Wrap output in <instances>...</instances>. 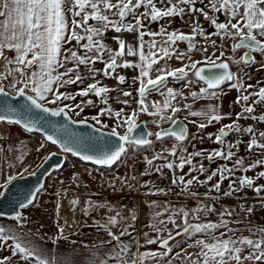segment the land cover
Returning a JSON list of instances; mask_svg holds the SVG:
<instances>
[{
  "label": "snow or ice",
  "instance_id": "1",
  "mask_svg": "<svg viewBox=\"0 0 264 264\" xmlns=\"http://www.w3.org/2000/svg\"><path fill=\"white\" fill-rule=\"evenodd\" d=\"M197 2L198 0H0V58L7 62L6 71L0 73V97L14 94L28 102L23 109L12 107L6 102L0 103V123L21 125L26 132L39 131L36 123L30 118L27 120L15 118L22 114L27 116L32 109H36L50 117L65 116L73 124L93 127L101 136L118 137L117 143L99 149L95 154H88L79 150V145L83 141L76 133H70L67 140L52 135L45 136L46 141L58 146L63 153H70L94 165L110 168L121 161L122 156H126L130 148L152 146L153 141L147 136L153 133H148L146 136L133 135L138 127L139 113H147L158 118L153 121L154 123L170 122L172 124L171 128L156 132L154 134L156 139L162 141L165 137L174 138L179 145H173L171 149L162 148L161 152L152 158H145L149 167L142 175H151L153 171L163 174V169L167 168L174 177L172 184L182 186L181 192H186L192 197L197 196L196 192L190 190L193 184L203 186L215 177H219V180L209 188V191L219 193L222 182L234 176L237 170L247 172L264 165V159H261L245 166L244 159L238 157L232 168L226 164L222 165L207 175L205 181L199 180L197 176L185 179V175H190L191 172L204 174L207 171L202 161L198 163V166L193 164L196 157H204L210 162L217 158L231 161L236 156L232 149L239 146V143H230L226 140L231 133L250 134L248 151L252 152L254 149L264 151V131L258 132L253 126L245 128L238 123L240 119L245 118V114H248L247 118L264 122V115H252L256 104L264 105V87L259 88L257 92L248 93L247 89L252 88L253 85L248 84L245 88L242 76L230 70V62L250 66L255 63L253 52L258 51L264 54V0H208L210 11L214 14L222 13L226 22H218L217 17L210 16L204 8L195 7ZM199 3L203 4L204 0H199ZM195 13L202 14L216 31L211 34L206 33L198 20L193 19L190 21L192 29L190 34L179 30L168 32L165 26L168 23L166 18L178 16L183 20L185 16ZM161 20H165V24L159 25V31L150 30L149 25ZM90 21L92 23H89ZM109 31L117 34H135V43L126 40L122 35L114 36L112 39L118 47L113 49L104 42L106 33ZM212 35L238 41L232 46L233 52L238 49L247 51L243 57L236 60L231 57L221 59L224 57L223 51L220 52V56H216L215 52L209 54L207 47L197 48L196 36L210 40L211 46L217 48L216 41L211 40ZM146 36L151 39L145 40ZM157 37L160 39L157 40ZM177 41L187 42V51H177L175 47ZM6 50L14 53L13 57L5 56ZM193 52L203 53L204 59L193 60L191 55ZM173 56L176 60H188L189 63L179 68H171L166 62L160 67H155L161 60L171 59ZM97 62H102L105 65L104 68H96ZM118 68L139 70V75L132 78V84L138 81L140 85L137 89L138 107L130 114H124L123 109L114 110L108 105V94L116 89L101 85V81L97 79L98 76H103L116 79L118 84H125L126 77L117 74ZM189 71L192 73L191 76ZM169 77L176 82H183L185 88H191L202 82L204 86L199 89V92L191 91L189 94L193 101L201 99L220 101L221 95L224 94L222 86L225 84L240 91L241 94L235 103L241 105L242 112L236 115V121L222 125L216 134L208 136L211 140L215 135L214 143L222 145V148L209 151L206 157L204 150L188 152L187 147L183 145V142L189 139L187 125L174 119L175 114L181 111L178 106L179 100H186L188 96L182 91L169 87ZM86 79L93 82L76 92L60 91L70 85H82ZM4 81H7V84ZM151 93H158L164 97L162 104L155 102L149 105L146 101ZM122 94L125 97L132 96L130 91H123ZM90 95L99 98L100 103L105 107L100 108L94 116L81 120L72 119L69 113L80 116L85 107H96L92 99H84ZM77 96L81 98L79 102H76ZM252 97L257 99L249 105L248 101ZM68 101L75 103H66ZM121 103L129 105L128 100ZM57 104L62 106L49 107V105ZM184 107L190 116L201 118L202 122L198 124L195 120L190 121L196 124L200 131L214 122L220 123L229 118V114H222L220 111L222 103L208 104L200 110H192L190 104ZM165 110H170L171 115H161ZM104 116L113 118L115 121V126L109 131H105L109 129V125L100 119ZM89 119L94 123L89 124ZM118 128H124V134L117 131ZM64 130L68 131L66 126ZM45 147L46 145L41 143L36 151L39 152ZM164 153H168L175 159H169V155ZM53 155L55 153H51L46 159H51ZM22 159L23 153H21ZM156 160H162L164 163L155 165ZM186 165L189 167V173L177 176L176 169L183 172ZM27 171V168L23 169V172ZM23 172L17 175L23 178ZM17 175H8L5 181L0 183V189L6 191L8 185L17 179ZM259 178H264V171H260L255 179ZM72 179L79 187V174H74ZM132 179L134 180L135 177ZM255 179L244 175L238 178V184L236 180H231L229 190L223 195L231 196L244 188L253 189L257 194L264 192V185L254 186ZM143 187L148 188L149 194H166L163 189H153L147 181ZM40 190L37 189L36 193L31 194L26 201L20 202V210L14 207V215L7 217L15 221V228L0 224V253H8V255H0V264H55L54 260L45 255L43 249L34 242L33 233L30 230L28 233L16 231V229H23L29 222V217L23 210L29 209L30 206H38L36 202ZM5 191H0V197L5 195ZM61 195L62 193H57L58 197ZM69 204L74 210L79 205V198L69 200ZM149 206L154 211L148 227L155 236L144 233L145 243L158 244L162 251H145L134 257L130 244L121 242V237L132 235L129 229L134 227L137 219L135 210H131L126 217L116 210L111 202H95L91 199L87 201L82 210L86 216L101 208L107 209L109 215L102 221L94 220V223L97 227L107 230L112 241L117 242L116 247L101 254L100 264H117V262L118 264H147L149 260L159 264L160 257H166L173 252L170 241L182 235L192 238L198 233L204 234L207 239H196L194 245H188V247H196L197 252L184 255L182 249L175 254L187 264H233V262L234 264H245V262L264 264V228L259 229L261 233L259 238L243 236L237 239L224 238L226 235L224 232H221L220 236L215 235L219 229L234 231L228 228L229 221L224 219L225 216H233L234 210L225 208L221 211L219 213L221 219L218 223H191L190 216L194 220H199L203 215L215 213V207L198 204L195 209L188 210L156 201L150 202ZM60 207L61 204L58 203L57 214ZM244 210L251 214L253 208L248 207ZM4 215L0 211V216ZM178 219L182 221V224L178 223ZM168 225L180 230L173 234L172 228ZM56 226L58 234L50 237L54 246L60 239H68L59 221L56 222ZM116 227L120 229L119 234L112 231V228ZM43 239L40 237V240ZM134 243L139 246V241ZM64 264H79V262L74 256H70L65 258Z\"/></svg>",
  "mask_w": 264,
  "mask_h": 264
},
{
  "label": "rangeland",
  "instance_id": "2",
  "mask_svg": "<svg viewBox=\"0 0 264 264\" xmlns=\"http://www.w3.org/2000/svg\"><path fill=\"white\" fill-rule=\"evenodd\" d=\"M89 23H92V21H90ZM113 37L114 36H109L106 33L104 42L115 49L118 47V45L112 39ZM215 41L217 44V48L215 49L222 50L224 52V57L222 58L231 57L232 59L238 60V57H243L245 51H247L246 49H238L233 52L232 46L237 41H234L231 38L222 39L220 37L219 39H215ZM73 44H75V41H73ZM183 45L184 47H187V42L177 41L175 47L177 49L182 47ZM200 47H203V44H200ZM252 56H254L255 63L250 66L245 64H235L237 68H243L244 70L241 76L245 88H247L248 84L253 85L252 88L247 89L248 93L257 92L259 88L264 87V54L256 51L252 53ZM104 66L105 65L102 62H97L95 65L96 68L100 69L104 68ZM61 71H63V69H61ZM190 72L191 71H189V73ZM117 74L124 75L127 82L121 85L118 84L117 80L114 78H105L103 76H98L97 79L101 81V85H106L109 88L116 89L108 94V105L111 106L114 110L123 109L124 114H130L132 110L138 107L137 100L139 99V95L137 89L140 85L138 81L136 84H132V78L138 76L139 71L138 69L118 68ZM92 82V80L86 79L84 81V84L82 85H70L66 89H60V91L76 92L80 88H84ZM179 85L181 86V91L186 90V92H191L196 90L194 87L199 86V83L193 85L191 88H185L183 82H179ZM123 91H130L132 93V96H123ZM89 98L94 101L96 107H85L84 112L81 113L80 116H76L74 113H70L73 119L81 120L85 117L94 116L98 113L100 108L105 107L104 104L100 103V99L96 96L90 95L89 97L84 99ZM253 98L255 99V97ZM80 99L81 98L77 96L76 102H79ZM124 100H128L129 105H124L123 103H121V101ZM66 103L75 102L68 101ZM49 106L58 107L62 106V104ZM177 115L178 114L176 113L174 117H177ZM100 119L104 123H107L109 125V129H106L107 131H109L111 127L115 126V121L113 118L104 116L100 117ZM157 119V117L150 116L147 113H139L137 124L141 121L147 123L150 133H153V135L150 136V140L153 141V144L151 147L141 146L138 148H130L127 155L122 156L121 161H119V163L112 168H99L91 164H83L73 156H70V158L68 157L65 168L60 170L59 173H56L47 180L44 189L38 195V201L36 202L38 206H30L29 209L23 210L25 215L29 217V222L26 223L23 229H16V231L28 233L30 230L31 233H33L34 242L37 245L39 243L43 244L44 241L51 240L50 237L58 234V229L56 226L57 221H59L62 226L64 225L65 222L62 218L64 208H67L71 212L72 216H74V223L70 224L71 226L69 225L71 232H66L64 234L73 235L78 230H84L86 226H81V220H83L84 217L82 211L83 208L86 206L87 201L91 199L92 196H94L93 194L101 190H106L112 194L116 192L128 194L124 196L125 199L121 198V201L119 203L117 202L118 199L115 200V203L114 199L110 201L108 200L107 202H111L116 210H118L120 206L130 205L126 217L129 216L131 210H135L137 219L135 220L134 224L138 226V233H140L142 236L148 230V225L151 223V218L154 211V209L149 206L150 202L156 201L160 204L167 203L174 207H184L188 210L195 209L198 204H205L209 207H215V213L203 215L199 220H194L190 216L189 221H192L191 223H218L221 219L219 215L221 211H223L225 208L234 210L233 216L224 217L225 220L229 221L228 228H231L234 231L229 232L228 229H220L215 232V235L220 236L221 232H224L226 233L224 238L232 237L234 239H237L241 236L259 238V236L261 235L259 229L264 228V205L258 207V205L256 204L252 205L251 201L238 200L243 210L248 207L253 208L252 213L249 214L245 210L242 211V208L238 209V207H236L237 203H230L228 199L204 197L207 194L218 195L215 191H209V188L212 184H215L219 180V177H215L212 181L207 182L203 186L193 184L190 190L192 192H196L197 196L192 197L188 195L187 198H181L180 195L187 193L181 192L182 186L172 184L171 181L174 177L172 175V172L167 168L163 169V174L153 171L151 175H142L145 169L149 167L145 162V158H152L155 154L160 153L162 148L171 149L173 145H179V142L175 141L173 138L165 137L162 141H158L156 139L154 134L158 131L159 128L165 126V124L160 125L161 123L157 124L153 122ZM89 122L94 123V121H92L91 119H89ZM0 124H4L3 131L6 133V136H0V183H3L8 175H17L18 173H22L24 168H27L28 171L23 172V175L33 172L50 152L56 150V148L48 144L40 135L28 133L17 125H8L6 123ZM213 124H215V122ZM97 127L99 126L97 125ZM206 129H210V127H207ZM117 131H119L121 134H124L125 129L118 128ZM208 136L209 134L206 133L199 134L197 136V139L194 140V144L191 143L190 136V139L184 141L183 145L187 147L189 153L203 150V148H205L206 146H212L213 149H218L219 145L216 143L211 144L213 138L210 140ZM41 143H44L46 147L37 152L36 148H38ZM192 145H194L195 147H192ZM204 152L206 157L208 151ZM21 153H23L22 160ZM164 155L169 154L164 153ZM169 159L175 158L169 155ZM201 161L203 162L205 169H207L204 174H200L199 172H191L192 175H185L189 173V167L186 165L183 172H181L179 169H176V175H185L186 180L192 178L193 176H197L199 180L205 181L207 175L216 170L218 167L215 161L209 163V161L204 157H196L193 160V164L198 166V163ZM162 163H164V161L162 160L154 161L155 165H160ZM89 173L91 174L89 175ZM74 174H79V187H77V184L73 182L72 177ZM132 177H135L136 180H133ZM146 181L149 182L150 186L153 189H163L166 194H149L148 188L143 187ZM0 191H2V189H0ZM58 192L62 193L60 197L57 196ZM73 198H79V205L74 210L69 204V200ZM116 198L119 197L116 196ZM58 203L61 204V207L59 208V214H57ZM262 203L264 204V201ZM116 205L117 207H115ZM105 215H109L107 209L101 208L97 212L96 218L102 220ZM164 218L166 219V216ZM178 223L182 224V221L178 219ZM239 223L249 224H244L247 225V227L242 225L244 229L240 231V229L236 225ZM0 224L8 228H15V221L8 218L0 217ZM168 227L172 228L174 234L175 228H173L172 225H168ZM40 237H43L44 239L40 240ZM196 239H207V236L198 233L192 238V241H194L195 243ZM172 248L173 252L172 254H170V257H172L176 262L178 260L175 254L177 252H181L182 249L184 250V255L195 253L198 251L196 247H188L185 249L174 246ZM154 250L160 251L162 249L157 246V248H154ZM244 254L246 255L247 253L245 252ZM0 255H8V253L4 252L0 253ZM168 256L166 257L168 258ZM166 257H164V259ZM179 261L180 262L178 264H181L182 260ZM184 264H187V262L184 261Z\"/></svg>",
  "mask_w": 264,
  "mask_h": 264
},
{
  "label": "crops",
  "instance_id": "3",
  "mask_svg": "<svg viewBox=\"0 0 264 264\" xmlns=\"http://www.w3.org/2000/svg\"><path fill=\"white\" fill-rule=\"evenodd\" d=\"M157 6L158 7L160 6L159 3ZM195 7L204 8V10L207 11L210 16L214 15L215 17H217L218 22H226L225 16L222 13H215L214 14L210 11V8L208 7V0H204L203 4L199 3V0H198ZM193 19L198 20L199 24L202 26V28L205 30L206 33L211 34V33L216 31L214 29V27L211 25V22L209 20H206L204 18V16L200 13H195L191 16H185L183 20H181V18L178 16L177 17H169V18H166V20L168 21L167 24H165V20H161L159 22L152 23L148 27L150 28V30L159 31V25L165 24L168 32H172L174 30H179L185 34H190L192 31L190 21ZM145 23H147V22H145ZM219 38L220 37L215 36V35L211 36V40H215V39H219ZM149 39H151V38L147 37V36L145 37V40H149ZM159 39H160V37H157V40H159ZM195 40L197 42V48L200 47V44H203V47L208 48L209 54L215 52L216 56H220V52L222 50H217V49L213 48L211 46L210 40H205L201 36H196ZM177 51H187V47H184V45H183L182 47L177 48ZM13 55H14V53L9 52L7 50L5 51V56H8L11 58V57H13ZM191 55H192L193 60H203L204 59V54L201 52H193V53H191ZM165 62L171 68L183 67L184 64L189 63L188 60H183V61L176 60L175 57L173 56L171 59L166 58L165 60H161L160 64L156 65L155 67H160ZM6 63L7 62L4 59L0 58V73H4L6 71ZM168 79H169V84H168L169 87H172L175 90L181 91V86L179 85V82L172 80L171 77H169ZM4 83L7 84V81H4ZM202 86H204V85L199 83V86L194 87L196 89L195 91L199 92V89ZM6 90H11V89H6ZM182 92H184V94L186 96H188V99L179 100V98H178V100H179L178 106L181 108V111L177 112V114H178L177 117L187 124L188 134L191 136L190 140H191L192 144L195 143L194 140L197 139V136L199 134H203V133L216 134L222 125L233 123L234 121H236V115L238 113L242 112L241 105L235 103L237 97L241 94L240 91L237 89H234V88L224 89L223 90L224 94L221 95L220 101L205 100V99L193 101L191 96L189 95L190 92H186V90H183ZM255 99H257V98L255 97ZM163 100H164V97L160 96L158 93H151L149 96H147L146 102L149 105H151L152 103H155V102H160L162 104ZM253 100H254V98L252 97L248 101V104L252 105ZM173 103H177V101H173ZM217 103H222V107H221L220 111L222 114H229V118L222 120L220 123H217V124L215 123L213 125H209L208 127H210V129H206L207 128L206 127L203 129V131H200L198 129V127L196 126V124L202 122L201 118L190 116L188 113V110L184 107L186 104H190V105H192V110H200L201 108L205 107L208 104H217ZM254 107H255V111L252 115H255V116L264 115V105L256 104ZM170 114H171L170 110H165V112L162 113L161 115H170ZM247 115L248 114H245V118H242L238 121V123L242 127L246 128L248 126H253L254 128L257 129L258 132L264 131V122H258L256 120L251 119V118H247ZM193 120L196 121V124H193L190 122ZM0 136H2V135H0ZM4 136H6V133ZM193 137H195V138L193 139ZM250 138H251L250 134L231 133L226 138V140L230 143H239V146L237 148L232 149L233 152L236 153V156H234L231 161H227V160H223V159H219V158L215 159L214 161L216 162L217 167H220V166L226 164L229 168H232L235 160L238 157L244 159L245 166L252 164L256 160L264 159V151H262L260 149H254L252 152L248 151L247 144H248ZM214 140H215V135H213V139H212L211 144L214 143ZM192 147H195V146L192 145ZM222 147H223L222 145H219L218 149L222 148ZM203 150L209 152V151L214 150V149L212 146H206L205 148H203ZM212 162L209 161V163H212ZM260 171H264V165H260V166L253 168L247 172L237 170L235 172L234 176H232L230 179H226L222 182L220 192L217 193L218 195L207 194L204 197L228 199V201H230V203H237L236 207H238V209L242 208V206L238 202V200L251 201L252 205H254V204L257 205L258 203H262L264 201V192L257 194L253 191V189H250V188H244L243 190H241L239 192L233 193V195H231V196L223 195L224 192H227L229 190L228 186H229L231 180H236L237 184H238V182H239L238 178H240L244 175H247L248 177H252L255 179L256 177H258ZM135 180H136V178H135ZM259 185H264V178L255 179V185L254 186H259ZM93 195L94 196H92L91 200L95 201V202H105V201L107 202L108 200L110 201V200L114 199V203H115V200L118 199L117 202L119 203L121 201V198H124V196L128 195V194H126V193L122 194V193H117V192L112 194L109 191L101 190V191H98L97 193H95ZM116 196H118L119 198H116ZM180 196H181V198H187L188 195L182 194ZM115 207H117V205ZM129 207H130V205L120 206V208H118V211L122 212V214L124 216H127V211L129 210ZM98 211H93L91 213V215H89V216H86L83 214L84 217H83V220H81V226L85 225L86 228L84 230H78L73 235L72 234H64L65 236L68 237L67 240L60 239L56 246H54L52 244L51 240H48V241H44L43 244L39 243L38 246L43 249L45 255L49 256L50 258H52L54 260L55 264H64L65 258L70 257V256H74L75 260L77 262H79V264H100V260L102 259L101 254L107 252L109 249L116 247L117 242L112 241V237L108 234L107 230H105L103 228H99L95 225L94 220L95 221H102V220H99L98 218H96ZM242 211H244L243 208H242ZM260 211H258V212H260ZM106 217L107 216L105 215L104 218H106ZM198 223H201V222H198ZM202 223H206V222H202ZM244 224H249V223H244ZM244 224L239 223L236 225L241 231L244 229V227L242 226ZM244 226L247 227V225H244ZM70 230L71 229L69 228V232H71ZM174 230L176 232V231H179L180 229L175 228ZM112 231L119 234L120 229L118 227H116V228H112ZM129 231L132 233V235L131 236H129V235L122 236L121 242L130 244V247L133 250L132 255L134 257L138 253H143L145 251H158V250H154V248H157V246H159L158 244L147 245L145 243V236L144 235L142 236L140 233H138V226L137 225L134 224V227L130 228ZM175 232H174V234H175ZM64 233H66V232H64ZM147 233H149L150 236H155V234L153 233V231L151 230L150 227H148ZM192 238H189L186 235L177 236L175 240L170 241V246L171 247L177 246V247H181V248L186 249V248H188L189 244L194 245V241H192ZM73 241L75 243H73ZM109 241H112V242L109 243ZM135 241H139V246L136 243H134ZM160 251H162V250H160ZM177 260H178L177 262L174 261L172 259V257H170V255H169L168 258L166 257L165 259H164V257H160L159 258V264H165L164 262H167L168 264H178L180 262L179 260H182L181 264H184L183 259L177 258ZM117 264H118V262H117ZM147 264H155V262L149 260L147 262ZM245 264H248V262Z\"/></svg>",
  "mask_w": 264,
  "mask_h": 264
},
{
  "label": "water",
  "instance_id": "4",
  "mask_svg": "<svg viewBox=\"0 0 264 264\" xmlns=\"http://www.w3.org/2000/svg\"><path fill=\"white\" fill-rule=\"evenodd\" d=\"M3 102H6L8 105L15 107L17 109H23V107L28 103L24 98L18 97L14 94L8 97H0V103ZM15 118H20L23 120H27L30 118L32 121L36 123L37 127L40 130L28 132V133L40 135L44 137V139L46 135H52L54 137L67 140L69 138L70 133H76L83 141V143L79 145V150L81 152H86L88 154H95L97 150L104 149L107 146L113 145L118 142V137L101 136L100 133L96 132L95 128L93 127H88L87 125H83V124H73L71 120H69L65 116L50 117L36 109H32V111L28 113L27 116L22 114L21 116H16ZM177 120L182 121L180 119ZM88 123L92 124L89 121ZM183 124L185 123L183 122ZM137 125L138 127L135 129L133 135L139 134L140 136H146V134L149 133V130L144 122H141ZM17 126L23 129L21 125H17ZM65 126L68 130L67 132H65L64 130ZM171 127L172 124L163 129H168ZM147 138L149 139V136H147ZM46 142L57 149L50 152L46 156V158L49 157L51 153H55V155L51 156V159L45 158L42 161V163L33 172L23 175V178H20L18 176L17 179L14 180L11 185H8L6 191L2 189V191H5V195L0 197V211H2L5 215L0 217L7 218L9 216L14 215L13 212L14 207L16 208V210H20L19 209L20 202L26 201V199L29 198L31 194L36 193L37 189L42 190L45 187L47 178L54 171H59L64 167L66 160L68 158L67 155H71V154L63 153L58 146L52 145L51 142L49 141ZM73 157L81 161L82 163L94 165L91 162L81 160L79 157L76 156ZM94 166L100 168H109V167H102L99 165H94ZM41 186H43V188H41Z\"/></svg>",
  "mask_w": 264,
  "mask_h": 264
},
{
  "label": "bare ground",
  "instance_id": "5",
  "mask_svg": "<svg viewBox=\"0 0 264 264\" xmlns=\"http://www.w3.org/2000/svg\"><path fill=\"white\" fill-rule=\"evenodd\" d=\"M3 130H4V124H0V135H2L4 137L5 132ZM70 156L71 155H67V157H69V158H70ZM73 217L74 216H72L71 212L67 208H64L63 215H62V218L64 219V222H65L63 225L64 232H69V225L74 223Z\"/></svg>",
  "mask_w": 264,
  "mask_h": 264
},
{
  "label": "flooded vegetation",
  "instance_id": "6",
  "mask_svg": "<svg viewBox=\"0 0 264 264\" xmlns=\"http://www.w3.org/2000/svg\"><path fill=\"white\" fill-rule=\"evenodd\" d=\"M241 57H238V60L240 59ZM221 59H227V58H221ZM199 66H203V65H199ZM230 69H231V71L232 72H234V73H238L240 76L243 74V71L241 72V69H243V68H237L236 67V65L235 64H233V63H231L230 62ZM192 75V73L190 72L189 73V76H191ZM194 78V77H193ZM200 84H203L202 82H200ZM226 85V84H225ZM225 85H223L222 86V88L225 86ZM227 88H230L229 86L228 87H226V88H223V90L224 89H227ZM174 119H178V117H175ZM162 124H165V126L164 127H161V129L162 128H166V127H168L169 125H171V123L170 122H165V123H162ZM162 124H160V125H162ZM160 128L158 129V132H159V130H161ZM188 136H189V139H190V135L188 134ZM174 139V138H173ZM258 205V207H261L262 205H264L263 203H258L257 204ZM177 258H179V257H177ZM173 259V258H172ZM174 260V259H173ZM165 264H168L167 262H164Z\"/></svg>",
  "mask_w": 264,
  "mask_h": 264
},
{
  "label": "trees",
  "instance_id": "7",
  "mask_svg": "<svg viewBox=\"0 0 264 264\" xmlns=\"http://www.w3.org/2000/svg\"><path fill=\"white\" fill-rule=\"evenodd\" d=\"M107 35H109V36H118V35H122L126 40H128V41H130V42H133V43H135V34H128V33H122V34H117V33H115L114 31H109V32H107ZM128 59H136V58H128ZM229 86V84H226L223 88H226V87H228ZM158 161H161V160H158ZM81 162V161H80ZM66 163H67V161H66ZM66 163H65V165H66ZM82 163V162H81ZM119 163V162H118ZM65 165H64V167L62 168V169H64L65 168ZM61 169V170H62ZM60 171V170H59ZM59 171H54L48 178H47V180L51 177V176H53V175H55L56 173H59ZM47 182V181H46ZM42 192V191H41ZM40 192V193H41ZM39 193V194H40ZM38 194V195H39Z\"/></svg>",
  "mask_w": 264,
  "mask_h": 264
}]
</instances>
